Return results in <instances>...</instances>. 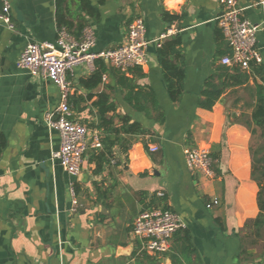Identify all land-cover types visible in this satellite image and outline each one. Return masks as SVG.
<instances>
[{"label":"crops","instance_id":"crops-1","mask_svg":"<svg viewBox=\"0 0 264 264\" xmlns=\"http://www.w3.org/2000/svg\"><path fill=\"white\" fill-rule=\"evenodd\" d=\"M91 1L99 6L100 20L89 17L77 2H67L74 26L66 30L80 39L82 34L73 33L77 25L91 26L93 51L99 52L121 46L129 22L141 16L151 41L147 63L137 76L126 75L153 91L165 119L158 121L153 109L152 116L134 109L111 77L94 90L84 88L80 80L93 73L97 60L94 67L76 65L68 76L75 120L93 132L90 124L97 121V109L92 102L111 84L117 112L130 115L152 134L133 137L127 153L114 147L111 162L100 168L94 156L102 148L90 146L80 174L67 173L52 159L61 140L45 120L59 103V88L16 65L28 44L56 42L61 28L57 0H8L13 27L0 14V137L6 139L0 155V264H150L148 255L159 264H264V248L240 254L245 225L260 211L259 186L252 175L253 140L260 129L252 123V113L255 85L263 83L262 76L250 71L249 80L227 87L212 109L198 105L207 80L214 76L220 81L221 66H226L221 54L231 52L216 19L220 1ZM238 5L260 26L258 64L264 66V0H238ZM177 36L181 56L170 54L168 47L167 59L184 68L185 93L174 103L158 51ZM89 94H94L90 100ZM151 144L160 149L151 153ZM190 145L210 149L213 179L189 170L184 149ZM163 196L165 206L179 213L186 226L174 233L165 254H150L133 233V223L143 210L161 207L157 200ZM214 199L219 204L208 207Z\"/></svg>","mask_w":264,"mask_h":264},{"label":"built area","instance_id":"built-area-1","mask_svg":"<svg viewBox=\"0 0 264 264\" xmlns=\"http://www.w3.org/2000/svg\"><path fill=\"white\" fill-rule=\"evenodd\" d=\"M222 8L217 22L225 35L230 54L221 58L226 66H237L250 71L253 63H261L262 57L257 47L258 24L243 15V8L238 0H219ZM1 16L10 27V3L4 0ZM151 41L146 38V24L141 16H135L128 24L125 42L112 49L95 52L96 35L91 26H86L80 39L72 36L66 28H59L56 42H33L20 54L16 65L31 75H41L51 80L60 92L58 105L46 113L45 120L49 128L58 132L60 147L52 154L62 168L70 175H79L88 148H101L99 132L90 129L81 122L70 118L73 115L70 103L74 87L69 80V73L80 63L86 62L94 67L98 59L108 60L113 66L125 73L130 68L147 63V47ZM104 80L107 76L104 75ZM91 143H90V141ZM160 147L149 145L151 153ZM186 164L192 173L206 179L214 178L211 151L207 147L190 145L184 149ZM1 159V158H0ZM219 204L217 199L207 204L208 207ZM182 216L168 208L151 207L143 210L133 223V233L143 240V250L150 254H165L170 248V240L175 232L185 228Z\"/></svg>","mask_w":264,"mask_h":264},{"label":"trees","instance_id":"trees-1","mask_svg":"<svg viewBox=\"0 0 264 264\" xmlns=\"http://www.w3.org/2000/svg\"><path fill=\"white\" fill-rule=\"evenodd\" d=\"M67 2H77L80 8L86 12L89 17L95 21L100 20L99 6L94 5L91 0H57V22L61 28L65 27L71 30L74 26L69 19L71 11L66 10L64 7ZM104 2L105 0H99V4ZM3 6L4 0H0V14L2 13ZM172 17L173 16H167L168 19H172ZM85 27V23H79L76 27V32L73 33L79 37ZM181 41V38L177 36L167 45H163L158 51L159 60L164 70L169 97L174 103H178L185 93V70L182 66L169 61L167 55L169 52L168 47H170V54L181 56ZM227 54L228 53L221 54L220 59ZM140 70H142V68L136 66L130 68L129 72L134 76H137L140 73ZM221 70L222 73L221 76H219V82L214 80V76L207 80L205 87L202 90L201 97L198 100V105L204 109H212L227 87L244 85L250 78V71L253 74H260L263 83H257L255 85L256 104L252 113V123L255 127L260 129L259 136L264 140V66L259 65L258 63H253L250 71L241 70L237 66L230 68L221 66ZM104 75L114 79V86H119L122 91H124V99L134 109L145 111L149 116H152L150 114V109H153L158 112L157 115L154 116L158 121H163L165 119V113L158 111V102L151 89L140 86L134 76H127L125 72L117 67L107 66L102 59L96 61V68L93 73L80 80V84L86 89L94 90L103 83ZM114 86L106 84L105 89L102 92H99L97 94V99L92 102L93 106L97 109V121L91 123L90 127L99 132L102 142V149L94 156L98 163V168L104 163L111 162L114 147L119 146L121 150L127 153L133 137L136 138L152 134L140 122L133 120L130 115L119 114L117 112V104L110 92L114 90ZM93 95L94 94H89L88 99L90 100L93 98ZM76 100L78 101L80 99ZM76 100L74 101L75 103ZM5 146L6 139L0 137V155L3 153ZM145 146L148 148L147 143H145ZM252 154V175L259 186L258 206L260 211L255 219L249 220L245 225L244 234L242 236V238H245V245L243 244V248L241 247L240 254L248 253V250L252 251V248H255L258 244L262 245L264 243V144L260 148L253 147ZM157 201L162 208H167L165 206V196L159 198ZM148 258L150 264H159V259L156 256L148 255Z\"/></svg>","mask_w":264,"mask_h":264},{"label":"rangeland","instance_id":"rangeland-1","mask_svg":"<svg viewBox=\"0 0 264 264\" xmlns=\"http://www.w3.org/2000/svg\"><path fill=\"white\" fill-rule=\"evenodd\" d=\"M253 143H254V146H256V147H258V148H260L261 146H263V144H264V140L263 139H261L260 137H259V135H257L256 137H254V140H253ZM247 243V242H246ZM264 244V243H263ZM261 245V244H258V246H256V247H258L259 248V250L260 249H263L264 248V245ZM248 245H249V242H248ZM261 246V247H260Z\"/></svg>","mask_w":264,"mask_h":264},{"label":"water","instance_id":"water-1","mask_svg":"<svg viewBox=\"0 0 264 264\" xmlns=\"http://www.w3.org/2000/svg\"><path fill=\"white\" fill-rule=\"evenodd\" d=\"M70 118L74 119V115H71Z\"/></svg>","mask_w":264,"mask_h":264}]
</instances>
